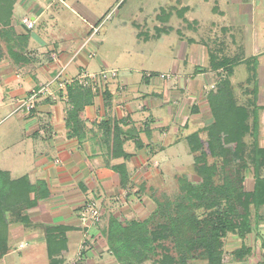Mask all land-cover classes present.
I'll list each match as a JSON object with an SVG mask.
<instances>
[{"label":"crops","instance_id":"obj_1","mask_svg":"<svg viewBox=\"0 0 264 264\" xmlns=\"http://www.w3.org/2000/svg\"><path fill=\"white\" fill-rule=\"evenodd\" d=\"M36 1L16 0L10 25L0 32V171L12 181H25L33 206L23 215L34 226L26 230L10 222L2 256L10 247H27L28 263L49 264L44 228L61 227L68 228L62 236L61 264H121L125 256L120 244L107 240L110 218L122 226L147 219L154 209L151 192L163 187L166 164L183 169V144L192 157L197 153L190 150L189 135L206 141L205 128L213 122L206 94L215 90L220 77L235 86L244 105L250 99L256 113V161L249 163L246 157L243 190H253L256 176L264 179V0H151L152 13L146 18L156 21L155 31L166 30L153 40L174 34L176 47L189 49L167 75L145 70L119 75L120 69L93 60L91 49L97 46L91 34L74 46L70 36L59 34V25L67 28L65 9L84 17L89 29L99 25L85 5L78 0H44L42 7ZM48 12L50 20L45 18ZM207 12L215 19L205 17ZM188 13L194 17L188 20ZM24 18L34 21L32 29L22 24ZM212 46L217 52L210 51ZM212 54L218 60L237 58V64L213 71ZM107 60L113 64L111 56ZM243 67L246 76L237 74ZM250 67L256 75L253 97L237 87L248 79ZM62 68L66 77L102 70L117 75L98 94L73 84L69 94L67 88L52 99H40L30 113L15 110L32 89ZM75 93L84 104L77 123L67 126ZM245 142L253 143L250 137ZM247 155L253 157L252 151ZM90 203L100 208L101 218L87 227L80 215ZM242 246L250 251L237 259L234 252ZM222 250V264H264V206L252 208L248 232L225 236Z\"/></svg>","mask_w":264,"mask_h":264},{"label":"trees","instance_id":"obj_2","mask_svg":"<svg viewBox=\"0 0 264 264\" xmlns=\"http://www.w3.org/2000/svg\"><path fill=\"white\" fill-rule=\"evenodd\" d=\"M15 1L0 0V32L10 25ZM165 31L156 28L155 37H160ZM216 58L218 56L214 54L210 57L213 71H226L237 64V58ZM248 70V79L237 87L253 97L256 92L255 69L250 67ZM69 91L68 88V94ZM74 95V106L68 114L67 126L71 122L77 123L78 113L84 104L77 98L81 95ZM206 100L213 118V122L205 128L207 139L200 142L194 133L187 138L190 150L199 152L193 162L196 182L180 179V193L173 200L165 197L159 200L154 196L158 191L152 190L151 199L155 207L142 222L132 221L122 226L116 218H110L107 240L110 244H120L125 256L121 264H143L146 261H151V264H191L193 261L222 264L225 236L248 232L252 208L264 206V179L256 176L253 190L245 192L242 171L247 166H235L245 157L249 163L255 164L256 161L257 124L251 100L248 99L245 105L237 103L235 86L223 77L219 78L215 90L206 94ZM246 137L252 138L250 146L245 142ZM233 142H238L236 156L226 146ZM248 151H252L253 157L246 154ZM208 158L216 161L208 164ZM218 163L221 171L232 168L234 176H225L220 183H216L214 179ZM28 195L29 188L23 179L12 181L6 172L0 171V232L4 233L3 236L0 234V258L6 249L8 218L9 222L21 223L26 230L34 228L23 215V211L33 206ZM44 230L49 264H61L60 256L65 249L62 236L68 228L46 227ZM249 251V248L242 246L234 255L237 259H243Z\"/></svg>","mask_w":264,"mask_h":264},{"label":"rangeland","instance_id":"obj_3","mask_svg":"<svg viewBox=\"0 0 264 264\" xmlns=\"http://www.w3.org/2000/svg\"><path fill=\"white\" fill-rule=\"evenodd\" d=\"M20 1H26L27 4H31L36 0ZM43 1L44 0L36 2L42 7H45V2ZM78 1H80L90 10V12L95 17V21L100 22L99 25L96 28L93 27L89 29V27L86 25V20L84 22L82 20L84 17L79 18L70 10L65 9L66 14L68 15L65 20L67 28L64 29V26L58 24L60 27L58 28L59 34H66L70 36L68 39H72L73 46L74 42L84 39L88 34H91V40L97 46V48L91 49L94 53L93 60L103 61L111 68L120 69L119 75H138V71L140 73L141 70L156 71L159 74L167 75L171 73V67L172 65H175V61H180L179 58L182 57L183 54L185 55L189 53V49L185 50L180 47H176L177 39L174 34H170L168 37L170 38L169 40L166 38V36H162L158 41L153 40L156 36L154 27L157 26V23L153 18H146L147 15L149 16L152 13L150 5L151 0ZM141 5L143 6L142 10H140ZM193 15L194 13H188L186 18L189 20L194 17ZM205 17H211L212 19H215V17L210 16L209 12L205 14ZM45 18L47 20L52 19V17L49 16V12ZM187 31L188 29L185 28V35L187 34ZM206 34L207 40L209 42L210 37L208 36L207 32ZM136 35L140 41L138 44L136 42ZM170 44L171 47H169ZM187 46L188 45H186V47ZM216 50L217 47L215 46H212L210 49V51L214 52ZM108 56L112 57L113 64L108 62ZM236 71L237 74H241V72H243L245 76L247 75L244 67L239 68ZM236 79V77H232V81H236ZM236 101L237 103L244 105V103H242L241 97L239 95L237 96V94ZM226 146L232 149L234 155L236 156L238 142H233ZM182 147L184 151L180 155L182 157L180 161H182L183 169L179 170L178 168H174L171 163L166 164L164 168L165 177L162 183L163 187L160 188L157 194L154 195L159 200H162L164 197L173 200L174 196L180 193V179H184V181H188L189 183H195L197 180L193 162L195 161L194 158L199 156V152H197L192 157L191 154L186 152L187 146L183 144ZM207 161L208 164H212L216 160L208 158ZM236 164V168L243 167L245 164L247 165L248 162L246 161V157L244 161L237 162ZM0 166H2L1 161ZM219 166L220 164L218 163L217 175L214 179L216 183H220L225 176H234L235 172L232 168L229 167L221 171ZM244 172L245 169L242 171V173L244 174ZM151 202L152 204L150 206L155 207L154 202ZM4 209L6 208L4 207ZM149 209L147 208L144 211V214L147 213ZM200 213L201 212H198V214ZM9 220L10 219L8 218L6 223L9 224ZM0 234H2V236L4 235L2 232H0ZM26 251L27 247L25 249L10 247L7 255L0 258V264H30L27 262L28 257ZM143 264H151V261H146Z\"/></svg>","mask_w":264,"mask_h":264},{"label":"built area","instance_id":"obj_4","mask_svg":"<svg viewBox=\"0 0 264 264\" xmlns=\"http://www.w3.org/2000/svg\"><path fill=\"white\" fill-rule=\"evenodd\" d=\"M21 22L27 29L34 27V21L29 18H24ZM116 75V71L102 70L98 73L82 71L75 77H66L64 68H62L46 84L37 89H32L24 100L17 103L15 110L30 113L37 101L52 99L58 92L65 91L66 93L67 88L73 84L88 87L93 93L98 94L103 90L106 82L115 78ZM161 78L163 79L164 76L161 75ZM100 218V208L94 203L87 204L80 215L82 224L87 227L96 225Z\"/></svg>","mask_w":264,"mask_h":264}]
</instances>
